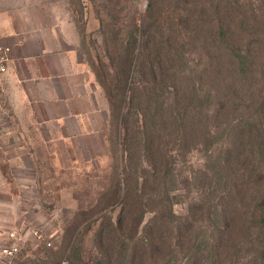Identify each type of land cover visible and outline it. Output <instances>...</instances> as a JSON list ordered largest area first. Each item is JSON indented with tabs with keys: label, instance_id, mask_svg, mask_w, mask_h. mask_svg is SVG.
Listing matches in <instances>:
<instances>
[{
	"label": "rangeland",
	"instance_id": "374dc122",
	"mask_svg": "<svg viewBox=\"0 0 264 264\" xmlns=\"http://www.w3.org/2000/svg\"><path fill=\"white\" fill-rule=\"evenodd\" d=\"M4 13L83 61L70 106L40 111L44 132L0 109V245L17 233V264H264V0H0ZM230 46L249 51L245 73Z\"/></svg>",
	"mask_w": 264,
	"mask_h": 264
},
{
	"label": "crops",
	"instance_id": "0c3cea01",
	"mask_svg": "<svg viewBox=\"0 0 264 264\" xmlns=\"http://www.w3.org/2000/svg\"><path fill=\"white\" fill-rule=\"evenodd\" d=\"M5 14L0 22V39L12 48V59L7 73L0 74V109L9 108L19 118H26L29 125H36L44 132L43 127L54 120L48 114L47 119L41 118L40 111L49 113L50 104L57 108V102L70 106L71 90L79 86L73 77L80 75L73 60L76 58L78 64L83 63L79 60L82 54L78 50L75 52L72 44L64 50H53L50 33L34 31L25 35Z\"/></svg>",
	"mask_w": 264,
	"mask_h": 264
},
{
	"label": "trees",
	"instance_id": "16d2710c",
	"mask_svg": "<svg viewBox=\"0 0 264 264\" xmlns=\"http://www.w3.org/2000/svg\"><path fill=\"white\" fill-rule=\"evenodd\" d=\"M225 30V29H224ZM224 30L222 29V34L224 32ZM222 37H224V34L222 35ZM200 38V36H199ZM201 39V38H200ZM210 40V37L207 41ZM224 42H225V37L223 38ZM133 44H136V40L133 41ZM132 44V45H133ZM127 45V44H126ZM125 45V41H120L117 42L115 48H116V56L118 60L121 61L122 65L119 67L120 70L119 72H117L118 74L116 75L118 80H122L124 82V84L128 85L129 83V79L131 76V72H132V66H133V61H134V54L132 53V51H130V47ZM206 45H210L208 42H206ZM230 48L233 49V46H230ZM231 52L233 54H235L236 57V62L238 64V67L240 68L242 73H245L248 70V66H249V61H250V53L248 50H244L243 48H235L232 50ZM207 57L204 59V62H207ZM121 75V76H120ZM121 77V79H120ZM211 94V93H210ZM210 94H200V93H196L195 95H193V99L194 101H197V105L198 106V110L200 111H206L207 109V104L211 101L212 96ZM109 97L111 98V102L112 104L114 103V99H113V94L109 93ZM114 106V104H113ZM249 128H253L255 126V124L253 123H248ZM259 132H261V130H259ZM258 132H256V138L259 140H261V134ZM261 145V144H260ZM257 155H264V145L262 147H260L257 151ZM220 169V168H219ZM223 169L219 171V184L222 186V182L224 181L227 177V174H224ZM229 175V174H228Z\"/></svg>",
	"mask_w": 264,
	"mask_h": 264
},
{
	"label": "built area",
	"instance_id": "2783aa9c",
	"mask_svg": "<svg viewBox=\"0 0 264 264\" xmlns=\"http://www.w3.org/2000/svg\"><path fill=\"white\" fill-rule=\"evenodd\" d=\"M12 59V48L4 44L0 39V74H5L8 71L9 63ZM38 239L42 238V234L35 232ZM11 244L0 245V264H17V256L20 252L19 238L17 233L10 234ZM46 243V241H45ZM51 246V243H47ZM66 264V263H63Z\"/></svg>",
	"mask_w": 264,
	"mask_h": 264
}]
</instances>
